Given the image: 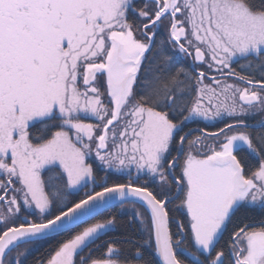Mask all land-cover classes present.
Returning <instances> with one entry per match:
<instances>
[{
    "label": "snow or ice",
    "instance_id": "1",
    "mask_svg": "<svg viewBox=\"0 0 264 264\" xmlns=\"http://www.w3.org/2000/svg\"><path fill=\"white\" fill-rule=\"evenodd\" d=\"M0 264H264V0H0Z\"/></svg>",
    "mask_w": 264,
    "mask_h": 264
}]
</instances>
